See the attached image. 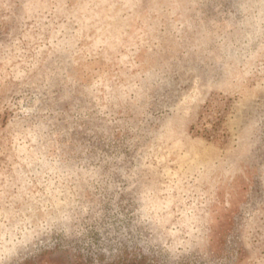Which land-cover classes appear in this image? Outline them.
Here are the masks:
<instances>
[{"label":"rangeland","instance_id":"rangeland-1","mask_svg":"<svg viewBox=\"0 0 264 264\" xmlns=\"http://www.w3.org/2000/svg\"><path fill=\"white\" fill-rule=\"evenodd\" d=\"M0 264H264V0H0Z\"/></svg>","mask_w":264,"mask_h":264}]
</instances>
